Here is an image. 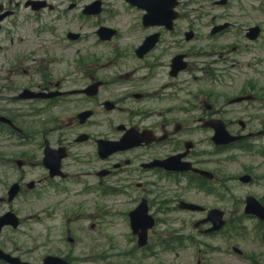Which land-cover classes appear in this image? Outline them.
<instances>
[{"label":"flooded vegetation","instance_id":"flooded-vegetation-1","mask_svg":"<svg viewBox=\"0 0 264 264\" xmlns=\"http://www.w3.org/2000/svg\"><path fill=\"white\" fill-rule=\"evenodd\" d=\"M141 17L139 12L138 21ZM177 26H141L131 43L114 44L107 51L104 47L102 53L92 49L119 41V33L108 42L97 38L91 47L83 44V35L71 40L67 31L54 30L43 38L48 31L39 29L35 41L28 40L36 46L22 39L14 45L7 36L10 46L0 59V116L9 123L0 121V149L6 148L0 156V178L13 181L4 189L18 183L19 197H41L42 215L58 212L67 218L74 207L71 197L86 177L83 194L104 192L112 179L119 186L116 191L126 197L124 219L129 222L130 211L143 206L161 228L193 226L212 208H222L219 193L231 196L234 177L222 183L225 159L213 155L220 148L200 136L206 119L221 109L215 107L218 102L204 103L203 90L190 89L215 72L210 65L203 67L206 57L201 54L189 60L188 30ZM150 36H157V43L141 53ZM197 41L203 43L199 50L217 47L212 38ZM179 56L173 69L172 61ZM197 70L207 78L198 77ZM124 138L129 142L116 151L99 148ZM46 150L59 156L53 158L56 167L44 165ZM28 181L35 182L31 188ZM194 192L209 193L212 202L189 201ZM182 201L198 204L199 217L176 218ZM233 219L229 212L228 220ZM258 228L264 231V222L250 227L253 234Z\"/></svg>","mask_w":264,"mask_h":264},{"label":"rangeland","instance_id":"rangeland-1","mask_svg":"<svg viewBox=\"0 0 264 264\" xmlns=\"http://www.w3.org/2000/svg\"><path fill=\"white\" fill-rule=\"evenodd\" d=\"M63 2L62 0H54V2ZM109 3L108 9L112 11H117V8L119 7L117 2L115 0H106ZM193 0H183L185 3H189ZM218 0H199V4L197 6H190L188 8V12H192V10L204 12V13H210L216 17L215 24L224 23V22H230V23H236L238 24L237 29L241 30L248 26H254V25H260L264 29V0H233L231 1V6L229 8L226 7H220L215 5V2ZM191 14L190 20L193 18ZM69 18L71 19V28H77L76 26H82L84 21L78 19V13L77 11H71ZM121 18V17H120ZM119 18V19H120ZM212 16H208L205 18L202 22L209 24L211 22ZM264 38V34H263ZM263 41H260L258 45H261ZM253 58L254 59H261L264 60V46L256 47L255 50H253ZM254 69L246 68L242 69V72L245 71L247 74V77L250 76L252 78H259V82L264 84V65L255 67L252 66ZM255 70L258 71V73H255ZM242 76V75H241ZM244 162L247 163L248 167L251 169V173L255 174L256 176H261L264 174V160L261 156H243ZM236 168H238L236 166ZM262 195L264 189L261 187H251V188H243V191H248ZM239 192V190H237ZM111 204V203H110ZM23 234H21L17 243H13L12 241L6 237H0V244L5 245L8 249H15L17 251L26 250L27 247L32 246L34 248L36 245H40L41 242L45 239L44 234H46L45 229L38 225H32V226H24ZM28 231V233L26 232ZM101 231V230H100ZM127 230L122 227H115L112 228L111 226L107 229V234L109 236L108 240L103 242V247L111 251V254H116L119 251L125 250L126 248H129L130 245L128 243H117L113 242L110 236L118 237L123 232H126ZM98 232V231H97ZM90 236H94V234H89ZM59 240V233L58 230L52 229L51 230V236H50V242L48 243V246L54 249L59 248L58 244ZM121 240V239H120ZM201 243H199L195 247H189L184 248V251L177 252L176 254H166L165 256H161L159 259H155L154 261L148 260L147 262H152V264H196L197 260H200L201 264H240L242 261L234 258L231 256H225V254L221 255L218 251H214L210 247H217L220 246L222 248L226 247L225 242H219L218 240H213L211 238H203L198 239ZM31 248V249H32ZM84 246L79 247L77 249V253L81 254L82 252H85V249H83ZM30 249V250H31ZM201 250L204 253H201V257L196 256L197 250ZM44 252L43 248L40 247L38 250H32L30 253H28V257H32L36 260V262L40 261L39 257ZM75 264H85L81 261H76ZM94 264H102L100 261L94 263Z\"/></svg>","mask_w":264,"mask_h":264}]
</instances>
